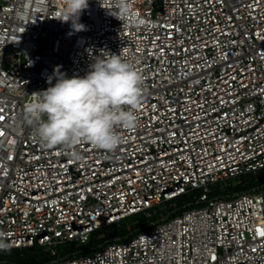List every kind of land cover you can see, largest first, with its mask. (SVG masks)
<instances>
[{"label": "built area", "instance_id": "2783aa9c", "mask_svg": "<svg viewBox=\"0 0 264 264\" xmlns=\"http://www.w3.org/2000/svg\"><path fill=\"white\" fill-rule=\"evenodd\" d=\"M64 7L0 0V234L9 250L42 246L46 264H264V187H216L264 168V0H134L140 25L111 14L112 0H89L79 31L57 19ZM110 54L143 75L137 127L119 129L114 153L79 145L83 162L42 146L25 120L32 94L60 75L86 76ZM185 195L136 234L81 249L96 230ZM68 242L78 249L61 254Z\"/></svg>", "mask_w": 264, "mask_h": 264}, {"label": "clouds", "instance_id": "9594fccd", "mask_svg": "<svg viewBox=\"0 0 264 264\" xmlns=\"http://www.w3.org/2000/svg\"><path fill=\"white\" fill-rule=\"evenodd\" d=\"M134 0H112L117 10L112 13L124 23L140 25L141 19L133 8ZM65 7L58 20L76 23L89 0H64ZM84 77L67 78L60 75L54 86L32 94L25 106V120L35 126V134L44 147L62 146L69 158L83 162L78 150L89 144L106 153H114L125 141L119 129H133L138 125L137 110L144 98L142 73L121 54L97 59ZM51 84V78H49ZM46 117V119H44ZM11 245L0 234V250Z\"/></svg>", "mask_w": 264, "mask_h": 264}, {"label": "trees", "instance_id": "16d2710c", "mask_svg": "<svg viewBox=\"0 0 264 264\" xmlns=\"http://www.w3.org/2000/svg\"><path fill=\"white\" fill-rule=\"evenodd\" d=\"M254 174H258V175H254ZM259 175H264V168L261 169L260 171L256 172V173H251V174H247V175H242L238 178L229 180V182H234L235 180L238 181V183L235 186H231L229 187L227 193H234V192H243V191H249L252 188L255 187H261L260 184L262 182V180H264L262 177L258 178ZM219 185V184H218ZM192 196L190 195H185L182 197H178L175 200H178L177 206L176 207H181L182 204L185 201H188L191 199ZM174 200V201H175ZM174 201L172 203H174ZM174 209V207L172 208ZM142 214L140 216V220L138 219L136 221V224H131V223H124L123 225H112L108 228L113 229L112 233H110L109 235L100 238V235L103 234L104 229L105 228H100L98 230H96V232H94L92 234L91 240L89 241V246H87L85 249L86 253H90L93 252L95 249H97V247L99 245H101L102 243H104L106 241V239L109 238H113V237H125V236H132L134 234H136L142 226H144L145 224H147L148 222L151 221L150 218H148L145 214ZM139 216V214H136L134 216L131 217H135V216ZM116 226V227H114ZM128 226H130L131 228H127ZM117 228V229H116ZM116 229V230H115ZM72 242H68L65 243V245H69ZM63 245V244H62ZM81 249H83V246L81 247ZM72 249H69V251ZM66 251L68 250H62L60 251L61 254H64ZM3 256L6 257V255H4L5 253L9 254L6 257V262L2 263V264H46L47 261L50 260V257L48 256V252L45 251V248L42 246H33L30 248H25V249H15V250H8L2 252ZM13 253V254H12Z\"/></svg>", "mask_w": 264, "mask_h": 264}, {"label": "rangeland", "instance_id": "374dc122", "mask_svg": "<svg viewBox=\"0 0 264 264\" xmlns=\"http://www.w3.org/2000/svg\"><path fill=\"white\" fill-rule=\"evenodd\" d=\"M254 175H258V174H254ZM261 177L264 179V175H259L258 178H261ZM237 183H238L237 180H235L234 182H229V181H227V182H222V183H220L219 185L217 184L216 187H217L218 190H221V191H228V190H229V189H228L229 187H231V186H235ZM260 186H261V187H264V180H262ZM213 187H215V185H214ZM216 187H215V188H216ZM176 202H178V200H175L174 203H172V202H168V203H165V204L159 206V207L157 208L156 211L153 210V211L151 212V215H150V214H147V217L151 216V218H150V217H149V218H150L152 221H157V220H159V219L165 217L166 215H168V214L171 213L173 207H176V206H177V203H176ZM141 215H142V214H139V216L137 215V216H135V217H129V218H127V219H124L123 221H121V223H119V224H117V225H120V224L123 225L124 223L136 224V221H137L138 219H139V220L141 219V218H140ZM117 225H116V226H117ZM116 226H114V227H116ZM127 228L129 229V228H131V227L128 226ZM116 229H117V228H116ZM116 229H115V230H116ZM112 231H113V229H111V228H108V229L105 228L103 234L100 235V238L109 235L110 233H112ZM78 245H79L78 242L70 243L69 245H65V244H63V245H60V246L58 247V250H59V251H62V250H69V249H78ZM82 246H83V249L86 248L87 246H89V242L83 244ZM45 251H47L46 248H45ZM4 253H5V251H4ZM9 254H10V253H9ZM9 254L5 253L4 255H6V257H7ZM12 254H13V253H12ZM6 257L3 256V253L0 254V264L6 262V260H7Z\"/></svg>", "mask_w": 264, "mask_h": 264}, {"label": "snow or ice", "instance_id": "6c2138e0", "mask_svg": "<svg viewBox=\"0 0 264 264\" xmlns=\"http://www.w3.org/2000/svg\"><path fill=\"white\" fill-rule=\"evenodd\" d=\"M259 234H260L261 236H264V231H261Z\"/></svg>", "mask_w": 264, "mask_h": 264}, {"label": "water", "instance_id": "95a60500", "mask_svg": "<svg viewBox=\"0 0 264 264\" xmlns=\"http://www.w3.org/2000/svg\"><path fill=\"white\" fill-rule=\"evenodd\" d=\"M90 239H91V237H89V240H88V242L90 241Z\"/></svg>", "mask_w": 264, "mask_h": 264}]
</instances>
